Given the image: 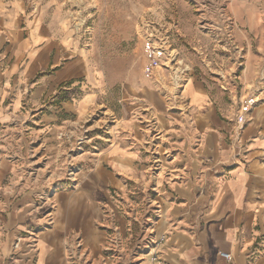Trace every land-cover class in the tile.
<instances>
[{"label":"crops","instance_id":"1","mask_svg":"<svg viewBox=\"0 0 264 264\" xmlns=\"http://www.w3.org/2000/svg\"><path fill=\"white\" fill-rule=\"evenodd\" d=\"M253 11L241 26L256 29ZM43 15L27 39L15 18L0 22V264H242L264 224V94L243 131L237 124L238 92L264 76L251 36L237 26L225 46L230 66L246 48L240 75L215 87L194 70L178 99L145 60L112 82ZM99 110L93 126L109 124L106 136L73 159L82 180L52 181ZM44 162L50 178H26ZM15 235L36 248L15 255Z\"/></svg>","mask_w":264,"mask_h":264},{"label":"rangeland","instance_id":"2","mask_svg":"<svg viewBox=\"0 0 264 264\" xmlns=\"http://www.w3.org/2000/svg\"><path fill=\"white\" fill-rule=\"evenodd\" d=\"M0 3L3 9L0 22L15 18L20 34L25 39L30 36L29 22L43 10L49 33L58 37V33H61L59 30H63L64 34L70 35L73 44L90 50L95 66L101 71L109 72L112 82L120 84V77L125 72L145 60L146 72L155 73L165 88L176 91L178 99L183 95L182 89H176L172 83V73L164 64V55L158 56V65L149 54V34L152 31H158L160 36L170 37L171 46L183 61L180 70L190 68L188 79L195 70L215 87H219L220 81H226L227 73H231L234 78L245 68L247 52L244 47H239L241 56L233 58L234 65L230 66L229 63L232 51L225 46L234 41L230 38L233 28L237 29L239 26V29L247 32L253 40L255 55L264 58V0H0ZM248 7L254 10L252 17L256 23L255 30L241 26L248 23ZM236 17H240V20H235ZM178 67L177 65L173 69ZM263 77V81L259 79L255 86L252 83L247 84L245 96L241 95V91L238 92L240 103L237 106V115L251 89L264 90ZM238 88L242 90L243 86ZM105 115V112L99 110L96 117L82 124L81 135L76 144L70 147L65 162L61 159L57 161L62 169L58 179L55 176L52 181H67V184L75 188L82 180V175L78 176L79 167L73 159L86 151L91 136H106L102 131L109 124L103 130L93 126ZM113 119L111 122L115 123ZM68 135L62 134V137L73 139L74 136ZM45 167V162L33 165L25 173L26 178L35 183L46 180V177L50 178L51 170L43 172ZM40 198L38 206L43 209L47 196L45 194ZM142 210L147 211L146 208ZM49 214L51 213L47 212L45 216L49 217ZM48 220H51V216ZM255 237H258L257 242L250 248L251 253L241 258L242 264H256L257 259L264 255V224H259L258 230L252 233L251 243ZM34 242L25 243L21 235H15L12 237V251L15 255L33 251L36 248ZM113 258L119 259L115 256Z\"/></svg>","mask_w":264,"mask_h":264},{"label":"built area","instance_id":"3","mask_svg":"<svg viewBox=\"0 0 264 264\" xmlns=\"http://www.w3.org/2000/svg\"><path fill=\"white\" fill-rule=\"evenodd\" d=\"M158 31L150 32V40H149V54L153 58L155 64H159L158 56L164 55L166 61V67L168 70H171V79L172 83L176 87V89H184V86L188 82L189 71L190 68L186 67V69L180 70V65L183 64V61L179 59V54L170 44V37L165 35L160 36ZM239 55L241 53L240 49H237ZM241 56V55H240ZM241 58V57H240ZM179 66L177 69H173L175 66ZM264 94V90L251 89L247 97L243 100V106L238 112L237 116V124L239 126V130L243 131L245 126L248 123L249 115L252 113L254 108L261 103V96ZM116 121L115 119H113ZM90 141V140H89ZM222 257L226 260H231V255L223 253Z\"/></svg>","mask_w":264,"mask_h":264}]
</instances>
